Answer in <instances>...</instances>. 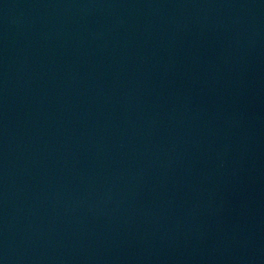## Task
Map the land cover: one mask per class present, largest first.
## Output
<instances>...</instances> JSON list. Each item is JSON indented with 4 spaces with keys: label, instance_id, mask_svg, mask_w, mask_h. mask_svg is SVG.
Masks as SVG:
<instances>
[{
    "label": "water",
    "instance_id": "95a60500",
    "mask_svg": "<svg viewBox=\"0 0 264 264\" xmlns=\"http://www.w3.org/2000/svg\"><path fill=\"white\" fill-rule=\"evenodd\" d=\"M0 264H264V0H0Z\"/></svg>",
    "mask_w": 264,
    "mask_h": 264
}]
</instances>
